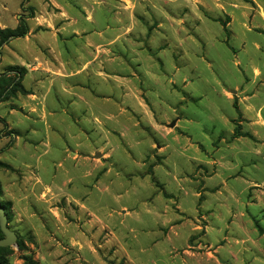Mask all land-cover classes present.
Returning <instances> with one entry per match:
<instances>
[{
  "label": "rangeland",
  "instance_id": "rangeland-1",
  "mask_svg": "<svg viewBox=\"0 0 264 264\" xmlns=\"http://www.w3.org/2000/svg\"><path fill=\"white\" fill-rule=\"evenodd\" d=\"M22 22L0 264H264V0H0Z\"/></svg>",
  "mask_w": 264,
  "mask_h": 264
},
{
  "label": "trees",
  "instance_id": "trees-1",
  "mask_svg": "<svg viewBox=\"0 0 264 264\" xmlns=\"http://www.w3.org/2000/svg\"><path fill=\"white\" fill-rule=\"evenodd\" d=\"M29 31L26 22H22L21 26L17 28H2L0 27V60L2 57V49L4 44H7L10 40L25 37ZM24 70L15 66H10L5 73H0V103L16 96L18 91H23L22 77ZM6 210V207H5ZM7 212V210H6ZM4 234L0 228V238H3ZM7 247H0V249H6ZM26 264H38L32 258H26Z\"/></svg>",
  "mask_w": 264,
  "mask_h": 264
},
{
  "label": "water",
  "instance_id": "water-1",
  "mask_svg": "<svg viewBox=\"0 0 264 264\" xmlns=\"http://www.w3.org/2000/svg\"><path fill=\"white\" fill-rule=\"evenodd\" d=\"M0 228L4 234V237L0 238V247L15 245L18 241V235L15 231L10 229L8 225V214L2 206H0Z\"/></svg>",
  "mask_w": 264,
  "mask_h": 264
},
{
  "label": "crops",
  "instance_id": "crops-1",
  "mask_svg": "<svg viewBox=\"0 0 264 264\" xmlns=\"http://www.w3.org/2000/svg\"><path fill=\"white\" fill-rule=\"evenodd\" d=\"M45 68H46V70H49L50 69V66L47 65V66H45Z\"/></svg>",
  "mask_w": 264,
  "mask_h": 264
}]
</instances>
